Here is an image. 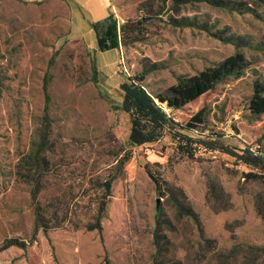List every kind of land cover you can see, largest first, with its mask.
<instances>
[{"label": "rangeland", "instance_id": "obj_1", "mask_svg": "<svg viewBox=\"0 0 264 264\" xmlns=\"http://www.w3.org/2000/svg\"><path fill=\"white\" fill-rule=\"evenodd\" d=\"M114 1L117 24L142 19L141 40L102 51V26L79 24L67 0H0V264H153L157 210L171 220L162 226L171 259L264 264V220L255 207L257 195L264 198V181L245 180L244 164L170 134L130 145L120 86L141 77L154 94L179 75L222 61L235 45L201 25L224 29L225 36L243 39L242 74L174 118L186 121L206 107L202 135L183 133L218 138L235 151L255 144L264 151V117L247 108L254 82H264V5L239 13L194 0L178 13L164 9L148 17L139 9L147 0ZM169 16L194 23L178 26ZM152 63L159 67L145 73ZM241 125L253 130L252 138L233 129ZM209 182L229 194L230 208L213 211ZM174 193L196 212L202 233L190 216H178ZM37 216L43 218L38 226ZM99 216L100 229L93 227Z\"/></svg>", "mask_w": 264, "mask_h": 264}, {"label": "trees", "instance_id": "obj_2", "mask_svg": "<svg viewBox=\"0 0 264 264\" xmlns=\"http://www.w3.org/2000/svg\"><path fill=\"white\" fill-rule=\"evenodd\" d=\"M194 0H160L161 5L154 2V0H147L142 7L148 17H154L161 13L162 10H168L174 13L179 12L181 5L191 3ZM202 1V0H197ZM212 5L227 8L228 10H235L239 13L246 11L256 10L259 6L264 5V0H203ZM169 21L178 26H189L194 22L191 18L181 17L179 19L169 16ZM142 19H127L121 24H117V20L113 15H109L103 22L93 23V27L102 26V32L97 36V47L99 50H107L112 48H120L121 46H127L138 40H141L142 34ZM203 29L208 30L212 35L220 40L232 43L235 45V51L231 55L227 56L222 61L208 66L196 74L193 75H179L176 82L164 90L157 93H150L146 90L144 85L140 82L141 77L129 78L127 81L121 83V89L123 90V100L121 107L129 116L130 128L128 133V142L132 146H141L158 142L166 134L178 138H184L190 141H194L203 147L211 150H217L232 157L236 163H242L249 168L247 172L242 173V177L245 180H262L264 181V151L261 150L259 144L255 146H246L241 150L235 151L221 142L218 138H211L207 136L203 138H191L182 131H192L199 135H202V127L206 116V107L200 108L189 119L183 122H179L174 118V112L182 109L188 103L196 101L204 96L207 92L214 89L219 83L226 81L229 78H237L242 74L244 67L246 66V59L240 46L243 45L240 37L225 36L223 30L212 31L209 30L207 24L201 25ZM157 63L149 64L145 67L144 72L158 68ZM251 115L255 117H264V82L255 81L253 84V91L248 100L247 106ZM44 121L47 122V114H44ZM233 129L237 133H241L247 138L253 137V130L246 126H233ZM43 149V143L39 144L34 154L31 156L33 159H37L40 150ZM129 156V153H125L124 157ZM150 162L144 164V168L148 176L159 187V181L154 176L150 169ZM174 195L172 202L175 204L178 216L188 215L190 216L198 231L202 233L200 220L196 212L191 208L184 206ZM207 200L211 203V207L214 212L226 210L231 207L229 194L221 187L215 186L212 183H208ZM102 203L101 208H103ZM255 207L257 213L264 220V198L262 195H257L255 201ZM43 221V218L37 216L36 226ZM171 224V220L164 216L161 210L156 211L155 215V227L153 231V242L155 251L153 254V264H182L179 259L173 260L167 253V250H163L162 239L166 236L162 232V226L168 227ZM100 229V216L96 220V224L93 226ZM17 240L13 243H16ZM22 245H24L22 243Z\"/></svg>", "mask_w": 264, "mask_h": 264}, {"label": "crops", "instance_id": "obj_3", "mask_svg": "<svg viewBox=\"0 0 264 264\" xmlns=\"http://www.w3.org/2000/svg\"><path fill=\"white\" fill-rule=\"evenodd\" d=\"M36 1V0H23ZM70 3L71 12L80 24L81 20L85 26L93 23L103 22L111 14L117 15V3L114 0H67Z\"/></svg>", "mask_w": 264, "mask_h": 264}, {"label": "water", "instance_id": "obj_4", "mask_svg": "<svg viewBox=\"0 0 264 264\" xmlns=\"http://www.w3.org/2000/svg\"><path fill=\"white\" fill-rule=\"evenodd\" d=\"M104 185H105L106 191H107V193H108V189H109V182H105V183H104Z\"/></svg>", "mask_w": 264, "mask_h": 264}]
</instances>
